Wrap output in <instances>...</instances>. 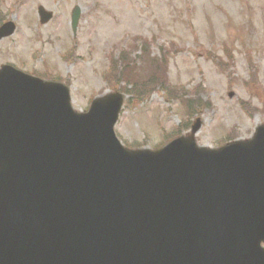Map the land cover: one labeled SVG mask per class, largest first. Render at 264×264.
Segmentation results:
<instances>
[{
    "label": "water",
    "instance_id": "obj_1",
    "mask_svg": "<svg viewBox=\"0 0 264 264\" xmlns=\"http://www.w3.org/2000/svg\"><path fill=\"white\" fill-rule=\"evenodd\" d=\"M122 104L110 93L77 113L65 85L1 66L0 264H264V124L209 148L197 119L189 136L128 149Z\"/></svg>",
    "mask_w": 264,
    "mask_h": 264
},
{
    "label": "rangeland",
    "instance_id": "obj_2",
    "mask_svg": "<svg viewBox=\"0 0 264 264\" xmlns=\"http://www.w3.org/2000/svg\"><path fill=\"white\" fill-rule=\"evenodd\" d=\"M39 5L53 13L47 23ZM2 17L17 28L0 41V63L65 82L77 111L131 90L121 80L138 63L143 78L159 80L135 83L140 96L122 92L115 132L127 146L157 148L197 118L194 137L207 147L249 138L264 124V0H0Z\"/></svg>",
    "mask_w": 264,
    "mask_h": 264
},
{
    "label": "trees",
    "instance_id": "obj_3",
    "mask_svg": "<svg viewBox=\"0 0 264 264\" xmlns=\"http://www.w3.org/2000/svg\"><path fill=\"white\" fill-rule=\"evenodd\" d=\"M151 61H154V59H151ZM148 62H150V60L148 61ZM128 64V63H127ZM127 64H124V65H127ZM131 63H129V65H130ZM135 64H137V63H135ZM147 65V64H146ZM142 66V63H138L137 64V66H135V67H133V69H130V70H132V71H130V70H127V72L125 73V75L122 77V80H121V82H123L124 84H131V86L133 87V88H131V90H128L127 88H122L121 87V90L122 89H126V90H124L125 92H127V94L129 93H131V94H133V95H136V96H140L141 95V92L139 91V90H137V88H136V84L135 83H137L138 81H139V83H148V84H151V85H157V86H159L158 85V83H159V80H157V79H155V77H154V75L152 76V74L150 75V76H147L146 78H143L141 75H145V73H142L141 74V69H140V67ZM147 67L149 68V67H151L150 65H149V63H148V65H147ZM141 74V75H140ZM106 75V74H105ZM141 79H145L146 81L145 82H142L141 81ZM104 80H105V82H106V85L107 86H111V84L108 82V80H107V78H106V76H104ZM115 85V87H117V86H119V84L117 83V84H114ZM189 128V124H184V123H182L180 126H179V128H178V130H177V133L173 136V137H175V136H177V135H179L183 130H187ZM173 137H171V138H173ZM170 138V139H171ZM170 139H168V140H170Z\"/></svg>",
    "mask_w": 264,
    "mask_h": 264
},
{
    "label": "flooded vegetation",
    "instance_id": "obj_4",
    "mask_svg": "<svg viewBox=\"0 0 264 264\" xmlns=\"http://www.w3.org/2000/svg\"><path fill=\"white\" fill-rule=\"evenodd\" d=\"M2 22H0V24H1ZM1 64V63H0ZM15 65V64H14ZM16 66V65H15ZM17 67L18 68H20V69H25V66L24 67H22L21 65H17Z\"/></svg>",
    "mask_w": 264,
    "mask_h": 264
}]
</instances>
